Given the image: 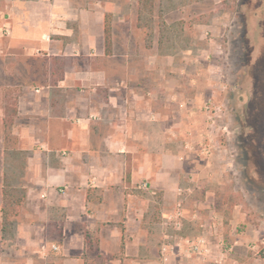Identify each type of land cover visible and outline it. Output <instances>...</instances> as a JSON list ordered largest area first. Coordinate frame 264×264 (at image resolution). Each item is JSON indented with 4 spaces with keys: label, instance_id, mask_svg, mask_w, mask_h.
Segmentation results:
<instances>
[{
    "label": "crops",
    "instance_id": "0c3cea01",
    "mask_svg": "<svg viewBox=\"0 0 264 264\" xmlns=\"http://www.w3.org/2000/svg\"><path fill=\"white\" fill-rule=\"evenodd\" d=\"M135 34L116 0H8L0 264H264V219L253 223L237 205L226 216L214 194L194 198L181 187L185 79L154 74V61L137 57ZM10 109L16 144L4 140ZM3 190L23 197L8 220ZM222 227L228 234L211 236ZM202 234L209 255H168L166 244Z\"/></svg>",
    "mask_w": 264,
    "mask_h": 264
},
{
    "label": "rangeland",
    "instance_id": "374dc122",
    "mask_svg": "<svg viewBox=\"0 0 264 264\" xmlns=\"http://www.w3.org/2000/svg\"><path fill=\"white\" fill-rule=\"evenodd\" d=\"M116 2L136 30V56L154 61L156 75L185 79L181 187L194 198L209 191L224 215L237 205L258 224L264 219V0ZM7 3L0 0V24ZM219 231L229 229H211V236Z\"/></svg>",
    "mask_w": 264,
    "mask_h": 264
},
{
    "label": "trees",
    "instance_id": "16d2710c",
    "mask_svg": "<svg viewBox=\"0 0 264 264\" xmlns=\"http://www.w3.org/2000/svg\"><path fill=\"white\" fill-rule=\"evenodd\" d=\"M111 27L107 17L104 20V33H105V45L107 50L111 46ZM15 114V109H10V114L5 115L3 120V129H4V140L6 142H11L16 144V138L11 135V125L13 122V115ZM23 197L18 195L11 196L10 193H6V190H3V205H2V214L5 220H8L10 217H13L17 214L18 209L21 205Z\"/></svg>",
    "mask_w": 264,
    "mask_h": 264
},
{
    "label": "built area",
    "instance_id": "2783aa9c",
    "mask_svg": "<svg viewBox=\"0 0 264 264\" xmlns=\"http://www.w3.org/2000/svg\"><path fill=\"white\" fill-rule=\"evenodd\" d=\"M181 204H178L177 206V212L174 215V225L176 226L175 228L179 229L180 227V222L179 220L181 219ZM202 230L208 229L209 226H202ZM166 249L168 250V255L174 256L175 255V250L177 249H183L184 250V257L186 259H194V258H200V257H205L206 255H209V247L207 244V239L203 234L200 237L190 239V238H180V239H175L172 241L170 244H166ZM53 250H57V247H53Z\"/></svg>",
    "mask_w": 264,
    "mask_h": 264
}]
</instances>
